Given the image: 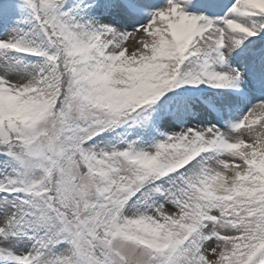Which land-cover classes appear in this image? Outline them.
<instances>
[{"label":"snow or ice","instance_id":"obj_1","mask_svg":"<svg viewBox=\"0 0 264 264\" xmlns=\"http://www.w3.org/2000/svg\"><path fill=\"white\" fill-rule=\"evenodd\" d=\"M0 264H264V0H0Z\"/></svg>","mask_w":264,"mask_h":264}]
</instances>
